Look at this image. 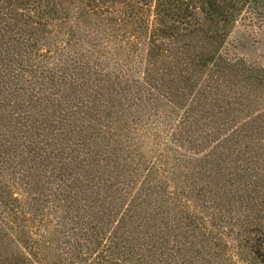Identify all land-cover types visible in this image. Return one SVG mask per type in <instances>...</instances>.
I'll list each match as a JSON object with an SVG mask.
<instances>
[{
  "label": "trees",
  "instance_id": "16d2710c",
  "mask_svg": "<svg viewBox=\"0 0 264 264\" xmlns=\"http://www.w3.org/2000/svg\"><path fill=\"white\" fill-rule=\"evenodd\" d=\"M203 1L0 0V264H264V67Z\"/></svg>",
  "mask_w": 264,
  "mask_h": 264
},
{
  "label": "rangeland",
  "instance_id": "374dc122",
  "mask_svg": "<svg viewBox=\"0 0 264 264\" xmlns=\"http://www.w3.org/2000/svg\"><path fill=\"white\" fill-rule=\"evenodd\" d=\"M207 1L211 5L205 1L202 3L204 8H207L206 11L194 9L193 4L188 5L193 8L192 12L196 16H194L195 21L190 19L187 29H201L211 35L225 33L224 46L230 49V56L233 59H242L251 66L264 67V2L253 7L247 3V0ZM223 4L226 9L221 10ZM231 4H234L236 9L228 8ZM212 5L214 7L218 5L219 9L211 8ZM211 17L212 21L209 20ZM179 27L182 28V26Z\"/></svg>",
  "mask_w": 264,
  "mask_h": 264
}]
</instances>
